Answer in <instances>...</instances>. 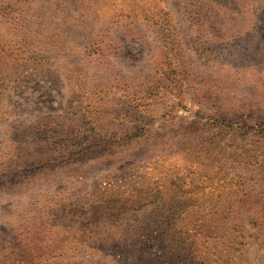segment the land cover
Instances as JSON below:
<instances>
[{"label": "rangeland", "instance_id": "374dc122", "mask_svg": "<svg viewBox=\"0 0 264 264\" xmlns=\"http://www.w3.org/2000/svg\"><path fill=\"white\" fill-rule=\"evenodd\" d=\"M0 264H264V0H0Z\"/></svg>", "mask_w": 264, "mask_h": 264}]
</instances>
